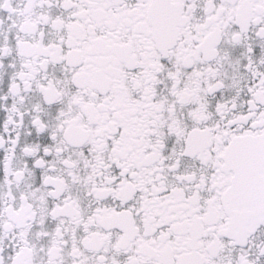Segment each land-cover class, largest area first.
Instances as JSON below:
<instances>
[{
  "label": "snow or ice",
  "instance_id": "snow-or-ice-1",
  "mask_svg": "<svg viewBox=\"0 0 264 264\" xmlns=\"http://www.w3.org/2000/svg\"><path fill=\"white\" fill-rule=\"evenodd\" d=\"M0 264H264V0H0Z\"/></svg>",
  "mask_w": 264,
  "mask_h": 264
}]
</instances>
